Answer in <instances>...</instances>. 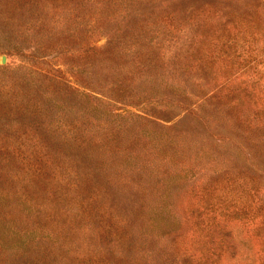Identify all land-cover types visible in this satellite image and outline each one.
Wrapping results in <instances>:
<instances>
[{
	"label": "rangeland",
	"instance_id": "374dc122",
	"mask_svg": "<svg viewBox=\"0 0 264 264\" xmlns=\"http://www.w3.org/2000/svg\"><path fill=\"white\" fill-rule=\"evenodd\" d=\"M177 1L164 0L151 14L156 18L154 15L169 13L160 21L159 31L149 33L158 40L163 57L150 69L155 79L141 81V85L157 86L160 96L156 102L142 104L100 96L95 102L98 108L90 110L94 116H75V130L71 131L83 135L84 141L79 149L68 143L72 153L66 155L62 144L56 146L45 138L44 117L21 112L14 105L8 107V102L16 103L15 98L22 97L24 52L40 45L46 46L49 55L62 49L64 28L76 20L85 24V36L92 39L88 19L94 1L0 0V65H4L0 69V193L7 195L0 197V264H19L23 259L25 263L33 258H44L43 264L180 263L182 249L175 253L178 247L172 238L188 225L185 209L195 202L190 190L203 186L219 172L213 168L242 162L228 158L226 145L212 137L201 142L197 156L185 151L189 157L179 162L159 159L152 145L172 131L171 122L159 125L148 120L144 111L167 112L168 95L175 97L180 92L172 84L196 93L211 88L212 83L200 72L188 69V64L196 62L191 56L200 47L212 49L219 44L212 37L220 32L233 35L234 28L227 29V24L222 28L226 11L251 10L254 0H196L180 11L175 7ZM258 8L256 20L261 21L264 11L260 5ZM179 16L182 19L178 20ZM109 27L111 33L114 27ZM104 36V31L99 32L96 44H102ZM256 44L261 45L259 38ZM60 58L65 61L69 56L60 54L51 61L56 64ZM183 68H187L185 72ZM107 70L100 66L94 69L98 82L110 74ZM136 70L138 82L137 76L146 72ZM255 70H264V60L256 63ZM115 75V71L111 73ZM170 87L176 90L172 92ZM205 101L200 112L213 113L215 102ZM60 114L66 117V109ZM180 123L186 128L188 117ZM119 125L126 129L117 131ZM47 126L56 128L52 123ZM183 142L187 144V140ZM119 147L125 148L121 151ZM81 151L90 156L80 157ZM182 165L189 168L185 175ZM165 168L170 171L168 176L175 174L174 180L162 174ZM154 208L164 210L167 225L151 221ZM170 225L172 231H168ZM183 234L186 241L188 236ZM15 238H22L21 244ZM12 242L15 245L9 246Z\"/></svg>",
	"mask_w": 264,
	"mask_h": 264
},
{
	"label": "trees",
	"instance_id": "16d2710c",
	"mask_svg": "<svg viewBox=\"0 0 264 264\" xmlns=\"http://www.w3.org/2000/svg\"><path fill=\"white\" fill-rule=\"evenodd\" d=\"M92 1V14L88 19L92 39L85 36V24L76 20L64 28L62 49L49 55L46 54V46L40 45L44 48L37 46L24 52L25 59L21 62L24 67V83L20 86L22 97L15 98L16 103L8 102V107L14 105L21 112L44 117V127L41 126L45 138L56 146L62 144L66 155L72 153L69 144L79 149L84 141L83 135L71 131L75 130V116L79 114L82 119L94 116L90 110L98 108L95 102L101 99L100 96L142 104L155 103L160 96L157 86L141 85V81L155 79L150 69L162 57L158 40L149 33L158 32V27L163 25L160 21L169 15L166 12L160 17H151L155 7L162 6L164 0ZM195 1L178 0L175 7L180 11L187 3ZM251 3V10L226 11V22L222 28L225 29L226 24L227 29L234 28L233 35L220 32L212 37L219 40V44L212 49L200 47L191 56L196 62L188 64V69L200 72L212 83L211 88L196 93L184 90L179 83L172 84L180 92L175 93L178 94L175 97L174 94L168 95L167 112L144 111L148 120L159 125L171 122L172 131L152 145L159 159L179 162L180 158L189 157L185 151L197 156L201 142L212 137L226 145L228 158L232 156L242 162L213 168L219 172L203 186L190 190L195 202L185 209L188 225L186 230L173 233L172 238L178 247L175 253L182 249L179 264H264V70H255L256 63L264 60V18L256 20L259 18V5L264 11V0ZM177 19H182V16ZM109 24L114 27L111 33ZM101 31L105 33L104 42L96 44L95 36ZM258 38L261 45H253ZM238 46H242V50L237 51ZM60 54L69 58L65 61L60 58V62L53 64L51 60ZM217 60L220 62L215 65ZM66 65L69 66L63 69L62 66ZM98 66L110 71L102 82H98L94 73ZM3 67L0 65V69ZM131 67L147 74H139L137 79L140 81L135 82V71ZM114 71L116 75L111 76ZM195 86L200 84L195 82ZM176 88L170 87L172 92ZM193 96L197 99L192 100ZM203 100L215 102L211 107L213 113L200 112ZM65 109L66 117L62 118L60 113L62 110L65 113ZM102 110L107 111L105 108ZM70 111L73 112L71 115ZM186 117L188 126L185 128L180 122ZM50 123L60 130L53 126L45 127ZM116 128L120 132L126 129L123 125ZM124 148L119 147L121 151ZM79 156L86 158L90 154L81 151ZM182 168L185 167L182 165ZM182 170L185 175L189 168ZM162 174L171 179L175 175L168 176L170 171L167 168ZM162 174L160 178H163ZM1 196L5 195L0 193ZM157 209H153L151 221L167 225L164 210ZM172 228L170 225L168 231ZM184 232L188 236L186 241L182 240ZM14 241L21 244L22 238ZM13 245L15 242L9 246ZM2 252L5 253L4 250ZM43 259H28L25 263L23 259L19 264H43Z\"/></svg>",
	"mask_w": 264,
	"mask_h": 264
},
{
	"label": "water",
	"instance_id": "95a60500",
	"mask_svg": "<svg viewBox=\"0 0 264 264\" xmlns=\"http://www.w3.org/2000/svg\"><path fill=\"white\" fill-rule=\"evenodd\" d=\"M1 62H3V59L1 58Z\"/></svg>",
	"mask_w": 264,
	"mask_h": 264
}]
</instances>
